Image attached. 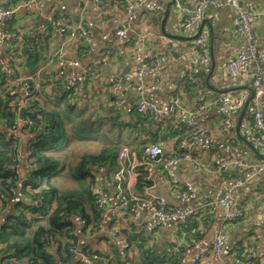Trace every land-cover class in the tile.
I'll list each match as a JSON object with an SVG mask.
<instances>
[{
    "label": "crops",
    "instance_id": "obj_1",
    "mask_svg": "<svg viewBox=\"0 0 264 264\" xmlns=\"http://www.w3.org/2000/svg\"><path fill=\"white\" fill-rule=\"evenodd\" d=\"M156 1L159 7L154 9L151 0H10L16 11L9 23V31L20 34L24 44L40 40L47 34L48 27L51 32H48L44 60L37 64V70L31 75L25 72L22 57L15 52L12 41L0 32V66L13 65L23 79L32 82L37 95L50 108L59 105L65 110L69 105L60 99V93L65 89H57L49 81L59 77V81H63L62 87L72 88L75 107L71 111L65 110L64 114L71 120L67 123L71 131L70 143L77 144V147L73 151L67 145L65 149L69 152L66 155L63 149L61 159L74 162L82 153H97L102 147L117 143L127 152L120 166L126 171H135L134 176L125 173L120 178L123 191L162 199L170 210L178 213L195 211L187 220V226L172 220L155 228L145 245H150L158 253L178 250V264H191V259L200 250L210 248L214 236L224 227L227 238L220 255L213 257L207 254L197 264H264V174L246 176L243 168L222 169V164L232 153L246 164H256L264 158L263 151L256 144L257 131L252 123L257 106L264 116V0H239L242 9L252 6L256 12L251 29L260 54L257 61L249 60L248 72L244 74L226 70L229 58L246 51L248 46L247 38L239 27L237 12L229 7L226 0H216L214 4L204 6L200 20L187 30L181 28L185 13L174 0ZM127 3L132 5L130 11L126 8ZM78 24L88 30L89 39L77 34L66 46V51L79 65L60 66L57 51L69 28ZM117 29L124 30L125 35L116 36ZM201 38L205 51L196 44ZM143 61L149 62L148 69L144 75H139ZM258 70L263 73L259 102L250 98L243 114L244 104L231 113L216 101L221 96L236 98L243 94L248 100L254 92L253 77ZM125 75L132 76L131 80L121 90H112L109 80ZM140 88L147 100L162 109L176 98L177 110L169 117L150 115L146 123H138L133 107ZM19 93V105L22 106L25 91L20 89ZM201 105L205 107L198 109ZM226 118L232 119V134L224 131L222 120ZM86 122L108 133V140L104 143L95 142L96 152L78 148L83 143L90 147L94 141L91 134L85 138L82 135L75 138L72 134L76 126ZM190 124L201 125L205 131L204 138L200 144L181 149L177 145L178 133L183 127L188 133ZM26 139L24 136L23 140ZM150 144L160 145L169 154H186L187 158L175 166L157 158L149 159L143 155V150ZM16 168L22 178L25 174L22 160ZM90 172L94 178L93 192H106L110 205L115 204L117 172L108 173L101 166L92 168ZM167 172H171L173 177ZM61 177L69 179L73 186H63L59 182ZM143 181L149 184L145 185ZM186 182L195 190L192 199L178 197L179 189L176 187ZM55 183L63 189L77 185L64 172L55 178ZM235 184L232 207L242 214L226 222L223 219L224 208L218 200ZM16 199L23 198L17 193ZM206 203H212L213 207L205 208ZM2 220L3 216H0ZM70 221L78 248L111 254L113 249L123 251L109 235L111 227L117 226L125 238L140 236L144 225L155 223L156 218L149 213H133L120 215L114 223L106 211L101 213L102 224L95 233L82 232L74 216ZM131 239L138 246L137 237ZM138 248L134 251L136 261L139 260ZM250 248L255 253L247 263L245 255ZM69 260L71 264L78 261L75 257Z\"/></svg>",
    "mask_w": 264,
    "mask_h": 264
},
{
    "label": "trees",
    "instance_id": "obj_2",
    "mask_svg": "<svg viewBox=\"0 0 264 264\" xmlns=\"http://www.w3.org/2000/svg\"><path fill=\"white\" fill-rule=\"evenodd\" d=\"M47 31L51 32L50 27L46 28ZM48 32L38 41L23 43L21 50H17L13 38L9 37L29 75L34 74L37 64L44 60ZM11 67L12 73L8 74L0 66V216H3L0 221V264H71L69 259L72 255L68 247H77V239L70 217L78 214L84 219L82 232H92L90 229L101 219L102 210L96 203V193L91 186L94 178L90 171L101 166L108 173L117 172L121 167L119 155L123 149L112 142L97 153H82L77 161L61 159L63 149L70 143L71 131L67 123L71 120L64 111L75 107L72 88L62 87L63 81H59V77L49 81L57 89H65L61 91L60 99L66 100L69 106H65V110L59 105L47 107L30 80L11 84L10 81L22 78L20 71L13 65ZM23 82L29 87L25 90L29 99L20 118L19 90L23 88ZM149 117L135 113L136 121L142 125ZM111 121L114 124V120ZM77 130L78 126L72 132L75 138L80 137ZM192 134L191 127L188 133L183 127L178 133L177 145ZM24 136H27L26 140H23ZM20 160L25 170L22 178L16 168ZM63 172L77 183L76 187L63 189L55 183V178ZM143 184L149 182L143 181ZM17 193L23 199H16ZM190 217L180 224L187 226ZM141 232L140 236L126 237L130 246L122 253L117 249L110 254L97 249L77 248L90 256L96 255L93 264H178V250L158 253L150 245H145L148 240L142 235L143 230ZM131 237H137L138 246ZM136 247H139L138 261L134 253ZM74 264L86 263L78 260Z\"/></svg>",
    "mask_w": 264,
    "mask_h": 264
},
{
    "label": "built area",
    "instance_id": "obj_3",
    "mask_svg": "<svg viewBox=\"0 0 264 264\" xmlns=\"http://www.w3.org/2000/svg\"><path fill=\"white\" fill-rule=\"evenodd\" d=\"M92 1H99V0H92ZM176 6L185 13V16L181 23V28L183 30L190 29L195 22L200 20L202 10L206 5H212L215 3L216 0H174ZM151 7L156 9L159 7V4L156 0H151ZM190 3L191 5H189ZM226 3L229 5L231 9L237 12L238 23L241 31L246 36L248 41V46L246 51H240L236 56L229 58L228 62L226 63V70L230 73H241L244 74L248 72V62L249 60L257 61L260 54L257 49V44L255 41V36L251 29V22L254 20L256 16V12L250 8L246 10L242 9L239 5V0H226ZM126 8L128 11L132 8V5L126 4ZM16 9L12 7L10 0H0V32L4 37H11L14 40V45L17 50H21L24 40L23 37L15 32L9 31V23L13 20L14 14ZM81 34L87 40L89 39L88 30H85L78 24L77 26L70 27L68 30V34L65 40L62 42V46L59 47L57 51V62L60 66H78L79 62L77 60H73L69 57L66 51V46H68L73 39L76 38L77 34ZM115 35L118 37H123L125 35L124 30L117 29L115 30ZM203 39H199L196 43L200 50L205 51L203 45ZM153 63V60L149 61ZM146 61L141 62V67L139 70V75H144L146 70L148 69V63ZM1 70L11 74L12 67H2ZM130 75H125L121 78H111L109 80L110 88L114 91H119L122 89L124 84L131 80ZM262 78L263 73L258 70L253 77V99L259 102L260 95L262 93ZM23 78L14 79L11 82L19 83ZM23 91H25L28 85L23 82ZM13 93V91H11ZM138 99L134 103V112L141 116H159V117H169L171 116L178 108L177 99H173L171 103L166 108L158 107L154 102L147 100L144 97V92L140 88L138 91ZM246 95H240L236 98H231L228 96H221L216 99V101L228 108L231 113H235L246 100ZM29 97H24L22 106H18L19 110L22 107H25L27 104V100ZM205 105H201L198 109L204 108ZM253 114V127L256 129V144L257 146L263 151L264 153V116L259 109H257ZM111 115H114L113 113ZM192 125L191 128L193 129V134L190 138L182 140L179 144L181 149H187L195 144H200L204 138L205 131L201 125L198 124H190ZM222 125L224 127V131L227 134H232V119L226 118L222 120ZM126 151L122 150L120 152L119 158L123 162L126 156ZM143 155L149 159H159L165 161L168 165L175 166L182 161L186 160L187 155L182 154H169L164 151V149L158 144H150L146 145L143 150ZM227 168H243L245 170L244 174L246 176L254 173H261L264 174V158L256 164H246L241 162L236 155L233 153L229 155L228 159L222 164V169L225 170ZM129 174L130 176L135 175V171L127 170L121 167V169L117 172L116 178L118 180L116 190L114 193V198L116 200L115 204L112 206L110 205L108 194L101 190H96V203L98 207L102 210V212H109L111 220L115 223L119 220L120 215L125 214H133V213H149L156 218V222L153 224L144 225L142 228L143 233L145 235L146 240H150L155 228L159 226H165L170 221H176L177 223H183L185 220L193 214L194 210H186L184 212L178 213L173 210H170L167 207V204L164 200L159 198H152L149 196L143 195H134L123 191L122 187L120 186V178L125 174ZM167 174L172 178L173 174L171 172H167ZM235 185L229 187L226 192L219 198L218 203L221 204L224 208V221L228 222L234 220L241 216L242 212L239 209H235L232 207V198L235 189ZM178 197L181 199H192L195 195V190L193 186L189 183H183L176 187ZM205 208L213 207L212 203H206L204 205ZM76 220L78 221L81 227L84 226L85 221L82 219L78 214L73 215ZM98 227L102 224L101 219L98 221ZM97 229L93 230L92 233L98 231ZM109 235L116 240V242L123 248H129V242L126 240L125 236L119 232L117 226H113L109 229ZM226 235L224 227L220 228L216 235L214 236L211 246L209 249H203L198 252V255L191 259V264H197V262L204 258L207 254H210L213 257H218L222 252V249L226 243ZM53 248V247H52ZM53 250V249H51ZM69 252L71 253L72 257H75L77 260L84 262L86 264H93V260L97 259L96 255L90 256L89 254L85 253L83 250L78 249L75 246L68 247ZM253 248H250L245 255V260L247 263H250L251 258L254 255ZM220 264H228V263H220Z\"/></svg>",
    "mask_w": 264,
    "mask_h": 264
},
{
    "label": "rangeland",
    "instance_id": "obj_4",
    "mask_svg": "<svg viewBox=\"0 0 264 264\" xmlns=\"http://www.w3.org/2000/svg\"><path fill=\"white\" fill-rule=\"evenodd\" d=\"M99 128H102V125L99 127ZM78 134L79 135H82V136H87V135H90L91 134V137L94 138V141L93 143H90V147L88 148V145L86 143H83L80 147H78L80 150H85V151H89V152H96L97 151V148H96V144L95 142L98 141V142H101V143H104V141L107 139L108 137V133L105 129H101V130H97L96 127H92L91 125H89L87 122L86 123H82V126H79L78 127V130H77ZM112 137H114V134L112 133L111 134ZM99 138V140L97 139ZM108 140V139H107ZM76 147H77V144H74L73 142H71L69 144V150L72 148L73 151L76 150ZM67 154H68V149L66 150ZM59 182H61V184L64 186V185H70V186H73L70 182L69 179H66L64 177H61L59 178ZM98 225L93 227V229H91L92 231L95 229H97ZM90 228H88L89 230ZM135 264V263H133Z\"/></svg>",
    "mask_w": 264,
    "mask_h": 264
},
{
    "label": "water",
    "instance_id": "obj_5",
    "mask_svg": "<svg viewBox=\"0 0 264 264\" xmlns=\"http://www.w3.org/2000/svg\"><path fill=\"white\" fill-rule=\"evenodd\" d=\"M252 97H253V91L251 92V94H250L248 100H246V102L244 103V105H243V107H242V109H241V114H243V112L245 111V108H246V106H247V103H248V101L250 100V98H252ZM24 112H25V108L22 107V108L19 110V117H20V118H22Z\"/></svg>",
    "mask_w": 264,
    "mask_h": 264
}]
</instances>
